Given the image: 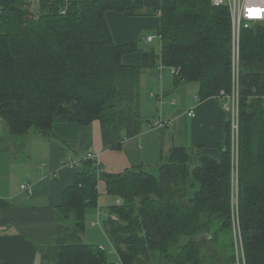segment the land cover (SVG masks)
I'll list each match as a JSON object with an SVG mask.
<instances>
[{
  "label": "trees",
  "instance_id": "trees-1",
  "mask_svg": "<svg viewBox=\"0 0 264 264\" xmlns=\"http://www.w3.org/2000/svg\"><path fill=\"white\" fill-rule=\"evenodd\" d=\"M0 7V122L13 135L36 129L52 136L58 122L89 126L98 121L104 142L120 148L122 130L129 137L141 132L140 77L157 60L179 69L176 83H199L201 99L221 101L220 91L231 89L228 5L213 0H0ZM110 10L128 17L160 16L161 53L145 51L142 65L124 64L123 55L137 51L138 43L115 42ZM240 94L235 155L222 141L219 160L203 157L192 166L194 152L176 146L156 166L157 173L137 166L100 175L93 160H85L63 192L62 238L52 257L49 249L42 253L44 261L206 264L204 244L210 242L230 264L236 262V243L246 264H264V22L243 31ZM102 182L106 192L121 199L108 208L104 221L120 263L111 261L103 247L81 240ZM64 220H74L73 226H64Z\"/></svg>",
  "mask_w": 264,
  "mask_h": 264
},
{
  "label": "crops",
  "instance_id": "crops-1",
  "mask_svg": "<svg viewBox=\"0 0 264 264\" xmlns=\"http://www.w3.org/2000/svg\"><path fill=\"white\" fill-rule=\"evenodd\" d=\"M107 18L117 44L138 41L144 30H156L160 23V16L128 17L117 10L108 11ZM143 41L148 43L144 38ZM145 50L124 54V64L142 65ZM195 83L194 95L185 102L187 107L173 109L165 120L169 123L163 127L156 124L155 127V122H149L144 131L133 137L122 130L121 137L124 131L125 134L118 149L104 142L97 121L89 126L58 122L54 124L52 136H45L36 129L25 135H16V161H12L8 170L5 166L14 152L8 154L2 149L15 142V138L8 127L0 123V264H47L42 253L47 252L51 242L60 235L59 206L63 192L74 182L75 174L83 169L84 162L76 168L66 165L69 159L78 160L93 151L100 155L102 164L103 156L108 152L119 153L125 158L126 170L157 166L174 147L186 146L194 152L192 166L203 157L219 160V143L224 141L225 125L222 104L217 97L197 102L195 96L200 86ZM174 84L177 87L182 83L175 81ZM192 108L196 110L194 117L188 114ZM139 148L143 151L140 152ZM22 184H28L30 189H23ZM99 187L104 188L103 182ZM108 210V207L101 206L99 211L108 214ZM85 234L87 243L96 244L90 242L94 240L91 230ZM97 245L102 247L103 244ZM108 256L111 261L120 263L116 249Z\"/></svg>",
  "mask_w": 264,
  "mask_h": 264
},
{
  "label": "rangeland",
  "instance_id": "rangeland-1",
  "mask_svg": "<svg viewBox=\"0 0 264 264\" xmlns=\"http://www.w3.org/2000/svg\"><path fill=\"white\" fill-rule=\"evenodd\" d=\"M149 34H152L155 36V39L152 42L145 43L143 41V38L148 36ZM138 50L146 49L145 51H151L155 50L156 54L161 53V39L159 35L156 33L155 29H150V30H144L141 35L138 38ZM137 50V51H138ZM159 64L160 60H157L156 64L145 69L140 77V86H139V92H140V106H139V113L141 114V117L143 119V124L141 128V132L144 131V128L148 126L149 122H155L154 126L156 127V123L159 119L163 118L164 120H167L166 117L169 115V113L176 107H183L186 108L187 104L185 102L189 101L191 96H193V84H196L195 82H189V83H182L175 87L174 84V74H172L168 69H164L160 71L159 69ZM186 90V92H185ZM160 93L165 94L164 96L159 95ZM164 97V98H163ZM176 100V103H174ZM98 122V121H97ZM95 122V124H97ZM140 132V133H141ZM112 135L115 137L116 135ZM122 137L125 134V131L122 133ZM14 136L15 142L9 143L8 146H5V148L2 149V151L8 152V154L12 151L14 152V156L11 160L7 162V165L5 166L8 170L9 167L11 166L12 161H16V135ZM122 137H119V140H122ZM140 144L143 143L142 141L139 142ZM148 148L145 150L147 151ZM112 150V149H110ZM139 151L142 152L143 149L139 148ZM145 151V152H146ZM148 152V151H147ZM87 154L81 157H85ZM150 157V156H149ZM79 160L81 158H78ZM124 156L123 154L119 153H107L105 156H103L102 159V164L99 169L101 173H106V172H120L124 171ZM101 162V157L100 160ZM147 166V163H146ZM5 168V170H6ZM146 169L152 173H157V167L152 166V167H146ZM120 199L119 196L106 192L105 186L104 188L99 187V198H98V205L96 207H89L86 213V219H85V231L84 233L81 234V240L86 241V234L87 231L93 232V237L94 240L92 243H100L103 244L101 245L108 254H111L113 251L115 252V247L113 243L111 242L109 235L107 234L104 226V221L108 218L110 215V210H108V214L105 213L104 211L100 214V207H110L117 204L118 200ZM237 202V198H236ZM101 216V218H99ZM74 221V220H73ZM72 220L71 221H62L61 223L66 226L71 228L74 224ZM95 222L93 224L92 222ZM66 230L63 229L61 234L64 235L66 234ZM236 234L240 235L239 228L236 229V233L234 234V241L235 243L237 242V236ZM59 238H62L61 235ZM58 238L54 239L47 250H50V256L52 257L54 253V248L57 244ZM204 252L208 253L206 258L207 260L205 261L206 264H230V261L225 257L223 252H221L219 249L215 250L213 247V243H206L204 244ZM235 254H236V262L232 264H246V262L243 260V250H242V245L236 243L235 247ZM213 251L214 255L209 253V251ZM56 251V250H55ZM242 257V259H241ZM230 258V256L228 257ZM158 261L156 259L152 261L149 264H157ZM48 264H53L51 260H49Z\"/></svg>",
  "mask_w": 264,
  "mask_h": 264
},
{
  "label": "built area",
  "instance_id": "built-area-1",
  "mask_svg": "<svg viewBox=\"0 0 264 264\" xmlns=\"http://www.w3.org/2000/svg\"><path fill=\"white\" fill-rule=\"evenodd\" d=\"M36 4L39 0H35ZM215 5H228L231 14V89L230 91L221 90L220 99L222 101V108L228 115V121L230 123V146L232 154L235 155L238 150L239 134H240V98H241V74H242V34L246 29L253 28L256 24L264 22V0H213ZM258 10V11H257ZM66 10H62L65 13ZM4 11L0 7V17ZM160 39L161 36L159 35ZM145 41L152 42L155 36L149 34L144 37ZM162 45V40H161ZM160 71L168 69L172 74H178L179 69L175 67H167L163 63L159 64ZM161 95V94H159ZM162 96V95H161ZM197 102H201L203 99L199 95L195 96ZM189 116L194 117L196 115L195 108L188 111ZM1 123V122H0ZM167 123L163 118L157 121L158 127H163ZM100 155L93 151L87 153V155L80 160H67L66 165L71 168H76L79 164L85 160H93L95 167L100 175L101 162ZM23 189H30L28 184H22ZM121 199L118 200L119 204ZM117 218L116 215H113Z\"/></svg>",
  "mask_w": 264,
  "mask_h": 264
},
{
  "label": "water",
  "instance_id": "water-1",
  "mask_svg": "<svg viewBox=\"0 0 264 264\" xmlns=\"http://www.w3.org/2000/svg\"><path fill=\"white\" fill-rule=\"evenodd\" d=\"M230 142V123L228 120H226L224 125V148H227L229 146ZM209 236H203L202 239L206 240Z\"/></svg>",
  "mask_w": 264,
  "mask_h": 264
},
{
  "label": "snow or ice",
  "instance_id": "snow-or-ice-1",
  "mask_svg": "<svg viewBox=\"0 0 264 264\" xmlns=\"http://www.w3.org/2000/svg\"><path fill=\"white\" fill-rule=\"evenodd\" d=\"M258 11V10H257Z\"/></svg>",
  "mask_w": 264,
  "mask_h": 264
}]
</instances>
